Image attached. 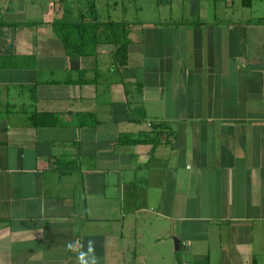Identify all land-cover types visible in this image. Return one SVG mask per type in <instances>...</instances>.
<instances>
[{
	"label": "crops",
	"instance_id": "crops-1",
	"mask_svg": "<svg viewBox=\"0 0 264 264\" xmlns=\"http://www.w3.org/2000/svg\"><path fill=\"white\" fill-rule=\"evenodd\" d=\"M89 1L0 0V264H77L65 245L89 239L101 264H264V0H148L146 19L147 0H93L130 22L126 65L105 42L70 57L54 32ZM36 110L62 123L36 128ZM153 121L174 126L153 155L120 144Z\"/></svg>",
	"mask_w": 264,
	"mask_h": 264
},
{
	"label": "trees",
	"instance_id": "trees-1",
	"mask_svg": "<svg viewBox=\"0 0 264 264\" xmlns=\"http://www.w3.org/2000/svg\"><path fill=\"white\" fill-rule=\"evenodd\" d=\"M91 4L92 18H73L68 14V7H65L63 17L54 19L52 22L53 30L57 36L62 40L65 50L70 57L79 58L84 56H96L98 45L105 42L117 46L115 57L117 61L126 65L129 61V38L130 22L101 20L95 12L96 1H89ZM243 6H252L253 0H242ZM84 73V71H82ZM70 80V79H69ZM68 82H72V80ZM83 80V79H82ZM88 81V80H87ZM81 81V82H87ZM59 83V82H56ZM36 86L32 87L36 91ZM129 89V88H128ZM140 121L147 117L146 110L143 106L137 107L135 110ZM77 125L83 126H97L98 119L94 112H78L76 113ZM29 122L34 127H53L60 125L61 116L53 111H34L30 117ZM174 135V126L167 121H153L150 131H141L140 133H125L120 137V144L136 145L144 144L151 146V155H153L155 148L162 142L163 137H166L167 142H171ZM75 161L65 162L58 159L57 167L66 171L68 169L77 168ZM77 164V163H76ZM68 167V168H67ZM178 264H185L184 260L177 254Z\"/></svg>",
	"mask_w": 264,
	"mask_h": 264
},
{
	"label": "clouds",
	"instance_id": "clouds-1",
	"mask_svg": "<svg viewBox=\"0 0 264 264\" xmlns=\"http://www.w3.org/2000/svg\"><path fill=\"white\" fill-rule=\"evenodd\" d=\"M65 248L69 252L77 253V264H101L100 257L96 253L95 240L89 239L86 245L79 240L69 241Z\"/></svg>",
	"mask_w": 264,
	"mask_h": 264
},
{
	"label": "rangeland",
	"instance_id": "rangeland-1",
	"mask_svg": "<svg viewBox=\"0 0 264 264\" xmlns=\"http://www.w3.org/2000/svg\"><path fill=\"white\" fill-rule=\"evenodd\" d=\"M165 4H163V6H164ZM145 8H144V12L143 13H141V18H143V19H146L147 18V16L149 15V16H151L152 15V12H151V9H152V7H151V4L148 2V0L145 2ZM131 12H132V16H134L133 18H135V17H137V15H136V6H135V9H134V6L133 7H131ZM119 9H116V8H114V9H112L111 10V18L113 19V20H115V16H116V14L117 13H119V11H118ZM134 10V11H133ZM136 15V16H135ZM165 15V11L163 12V16ZM167 15V14H166ZM129 18H132V17H129ZM149 18V17H148ZM220 18V17H219ZM145 254H144V256L146 255V254H149L148 252H144ZM177 254L179 255V256H181V251H178L177 252ZM181 258H182V256H181ZM183 259V258H182ZM138 264H167V261H166V258L163 260V259H158V258H154L152 255H150V257H147V255L145 256V257H141V258H139L138 259ZM237 261H238V258L236 257V255H234L233 254V258H232V263L233 264H237ZM170 264H171V261H170ZM172 264H178V261H177V256H176V258H175V260L173 259V261H172ZM215 264H217L216 262H215Z\"/></svg>",
	"mask_w": 264,
	"mask_h": 264
},
{
	"label": "water",
	"instance_id": "water-1",
	"mask_svg": "<svg viewBox=\"0 0 264 264\" xmlns=\"http://www.w3.org/2000/svg\"><path fill=\"white\" fill-rule=\"evenodd\" d=\"M176 245H177V249H179V241L176 239Z\"/></svg>",
	"mask_w": 264,
	"mask_h": 264
}]
</instances>
